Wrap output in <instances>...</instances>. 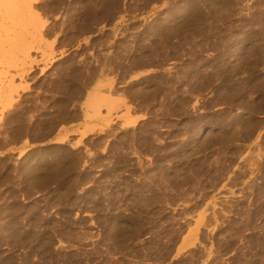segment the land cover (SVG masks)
<instances>
[{
    "label": "rangeland",
    "instance_id": "1",
    "mask_svg": "<svg viewBox=\"0 0 264 264\" xmlns=\"http://www.w3.org/2000/svg\"><path fill=\"white\" fill-rule=\"evenodd\" d=\"M0 264H264V0H0Z\"/></svg>",
    "mask_w": 264,
    "mask_h": 264
}]
</instances>
